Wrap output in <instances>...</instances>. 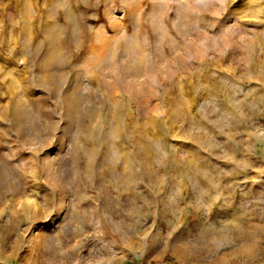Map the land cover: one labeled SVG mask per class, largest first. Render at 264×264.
I'll return each instance as SVG.
<instances>
[{"label": "rangeland", "instance_id": "rangeland-1", "mask_svg": "<svg viewBox=\"0 0 264 264\" xmlns=\"http://www.w3.org/2000/svg\"><path fill=\"white\" fill-rule=\"evenodd\" d=\"M0 189V264H264V0H0Z\"/></svg>", "mask_w": 264, "mask_h": 264}, {"label": "bare ground", "instance_id": "bare-ground-1", "mask_svg": "<svg viewBox=\"0 0 264 264\" xmlns=\"http://www.w3.org/2000/svg\"><path fill=\"white\" fill-rule=\"evenodd\" d=\"M11 181H12V180H9L5 186L3 185L4 188L7 187V188H9L10 190L12 189V190H14V191H18L17 187H15V185H13V184L11 183ZM1 192H4V191L0 189V195L4 196V193H1ZM11 194H12L14 197H16V196H18V195H21V196H22L23 193H22V194H21V193H11Z\"/></svg>", "mask_w": 264, "mask_h": 264}]
</instances>
